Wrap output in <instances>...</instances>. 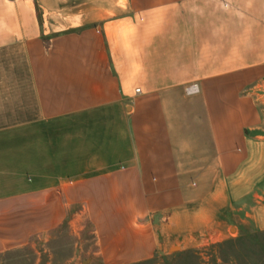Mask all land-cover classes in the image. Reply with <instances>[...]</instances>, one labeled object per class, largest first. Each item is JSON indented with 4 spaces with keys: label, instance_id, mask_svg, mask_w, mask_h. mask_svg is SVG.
Returning <instances> with one entry per match:
<instances>
[{
    "label": "crops",
    "instance_id": "obj_1",
    "mask_svg": "<svg viewBox=\"0 0 264 264\" xmlns=\"http://www.w3.org/2000/svg\"><path fill=\"white\" fill-rule=\"evenodd\" d=\"M61 189L122 259L264 231V0H0V202Z\"/></svg>",
    "mask_w": 264,
    "mask_h": 264
},
{
    "label": "rangeland",
    "instance_id": "obj_2",
    "mask_svg": "<svg viewBox=\"0 0 264 264\" xmlns=\"http://www.w3.org/2000/svg\"><path fill=\"white\" fill-rule=\"evenodd\" d=\"M107 198L61 189L0 202V264H264L263 232L238 223L182 237L148 259L118 258L113 240L126 228L112 227Z\"/></svg>",
    "mask_w": 264,
    "mask_h": 264
},
{
    "label": "built area",
    "instance_id": "obj_3",
    "mask_svg": "<svg viewBox=\"0 0 264 264\" xmlns=\"http://www.w3.org/2000/svg\"><path fill=\"white\" fill-rule=\"evenodd\" d=\"M136 92H139V89L136 90ZM198 92V85L197 84H191L185 87V93L187 95H192Z\"/></svg>",
    "mask_w": 264,
    "mask_h": 264
},
{
    "label": "trees",
    "instance_id": "obj_4",
    "mask_svg": "<svg viewBox=\"0 0 264 264\" xmlns=\"http://www.w3.org/2000/svg\"><path fill=\"white\" fill-rule=\"evenodd\" d=\"M263 233H261V234H264V231H262Z\"/></svg>",
    "mask_w": 264,
    "mask_h": 264
}]
</instances>
